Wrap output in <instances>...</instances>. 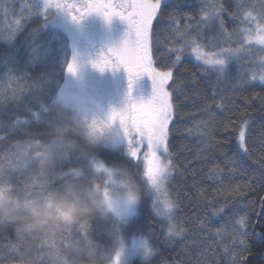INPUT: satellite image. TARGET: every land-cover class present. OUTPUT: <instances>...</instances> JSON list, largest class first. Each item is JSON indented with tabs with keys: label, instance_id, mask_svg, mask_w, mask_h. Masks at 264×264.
Here are the masks:
<instances>
[{
	"label": "trees",
	"instance_id": "trees-1",
	"mask_svg": "<svg viewBox=\"0 0 264 264\" xmlns=\"http://www.w3.org/2000/svg\"><path fill=\"white\" fill-rule=\"evenodd\" d=\"M212 2H220L227 9L223 18L229 32L245 27L230 15L238 3L257 9L261 4V0ZM192 3L197 11L202 6L201 0ZM154 24L164 29L167 21ZM165 36L162 32L161 38ZM232 46L238 45L234 42ZM162 51L163 46L155 54ZM255 51L256 57L262 55V51ZM257 61H233V76L241 64L248 75L258 72ZM70 62L69 37L49 27L37 0H0V191L5 195L0 203V264H111L115 259L114 239L119 237L123 241L141 234L149 238L152 253L147 261L135 264H197L198 260L211 264L201 255V241L207 242L220 264H231L232 256H238L244 245L239 244L240 238L231 228L219 236L215 234L226 225V220L212 217L207 224L211 233L205 229L193 235L195 225L211 216L212 205L226 199L238 208L233 223L241 217L246 219L244 239L250 251L237 264H264V179L260 175L264 163V109L254 95L264 96V84L257 79L212 97L210 81L215 80L214 74L202 75L198 63L190 57L178 65L177 75L182 74L185 66L196 73L208 98L192 100L174 94L169 146L176 169L168 187L172 200L180 205L175 211L177 228L183 227L185 231L181 236L170 237L164 221L151 209V192L141 161L98 140L90 144L86 133L55 111L56 97ZM131 82L135 101L146 102L148 78ZM225 87L220 84V89ZM185 92L191 95L188 89ZM221 95L230 98L221 101ZM213 100L224 107L217 108ZM205 103L212 104L211 116L201 110ZM244 119L251 121V153L229 164L227 158L232 155L236 126ZM199 120L207 121L214 135L206 150L195 132L189 135L186 131ZM225 125L231 126L225 129ZM56 129L66 131L74 143L66 144L63 137L54 133ZM197 152H201L200 157ZM49 156L52 164L45 162ZM95 161L116 168L138 193V213L131 219L103 215L94 207L107 188L106 176L92 166ZM225 164L221 179L206 178L214 165ZM53 200L69 201L77 210L69 212L66 220L38 224L32 209L43 210ZM224 246L232 249L227 257Z\"/></svg>",
	"mask_w": 264,
	"mask_h": 264
},
{
	"label": "snow or ice",
	"instance_id": "snow-or-ice-1",
	"mask_svg": "<svg viewBox=\"0 0 264 264\" xmlns=\"http://www.w3.org/2000/svg\"><path fill=\"white\" fill-rule=\"evenodd\" d=\"M201 5L197 11L192 0H84L80 5L73 3L72 0H46L45 3L46 8L67 10L74 21H79L89 13L96 12L108 20L113 16H118L130 26L131 39H125L122 47L109 48L106 53L101 54L100 59L93 66L100 71L123 66L128 73L130 86L131 81L139 76L147 74L150 77L151 98L147 102H136L129 95L123 109L113 110L109 114V123L119 122L127 140L129 157L142 161L143 177L146 178L150 189L157 194L176 169L169 146L171 134L169 125L175 115L174 94H183L185 99L192 100L198 97H203L205 100L208 98L204 94L196 73L191 72L185 66L182 74L177 75L178 65L186 57H191L198 63L199 72L202 75L214 74L215 80L210 81L212 97L226 92L229 88L234 90L257 79L261 84H264V55L259 57V71H252L251 75L247 74L242 64L237 68L235 76L230 69L233 61L239 63L242 54L251 53L253 46L264 52V0H261L259 9L255 6L248 7L244 3H238L236 10L230 15L245 27L233 29L231 32L225 26L223 13L227 9L222 3L201 0ZM183 9H192V11H183ZM165 19L167 26L164 29L158 28L154 24V21L159 22ZM19 23L20 21L17 20L16 24ZM162 32L166 33L163 39L161 38ZM234 42L238 45L237 47L232 46ZM161 46L164 51L157 56L155 53ZM75 70V64L69 63L67 71L74 73ZM221 83L226 86L225 89H220ZM185 89H188L191 95H188ZM254 95L260 100L261 108L264 109V96ZM229 98L221 95V101ZM245 99L247 98L245 97ZM213 104L217 108L224 107L220 101L213 100ZM211 108L212 104L205 103L201 110L211 116ZM244 115L245 113H241V116ZM230 126L225 125V129ZM236 128L231 148L232 155L227 158L229 164L235 163L236 160H242L244 156H249L251 153V121L244 119ZM186 131L189 135L195 132L200 138L199 143L204 146L205 150L214 139L213 131L207 121H196L195 127L188 128ZM261 134L264 135V132ZM142 149L144 151L141 158ZM197 156L200 157L201 152H197ZM97 166L103 167V164L100 163ZM226 168L227 164L224 166L214 165L209 169L206 178L208 180L221 179ZM260 175L261 179H264V163L261 164ZM236 194H241L239 185ZM129 199H135V193L132 191L129 192ZM179 206L178 201L166 200L165 210L160 214L172 221V211ZM154 207L159 212L156 204ZM237 214L238 208L227 199L219 205L213 204L211 216L196 224L193 231L194 236L205 229L211 233L212 229L208 228L207 224L212 217L218 216L220 219L226 220V225L217 229L215 234L219 236L231 228L240 238L239 244L244 245L238 256H232L231 264H237L238 260L246 259V254L250 251L244 239L247 236L244 231L246 219L241 217L233 223V218ZM184 231L183 227L178 229L175 223L168 227L170 237L181 236ZM236 243L237 241L234 240L233 244ZM201 244L203 245L201 255L206 256L211 264H220V261L215 258L216 253L208 248L207 242L201 241ZM141 247L144 249L146 257L151 255L152 249L147 240L141 242ZM208 252H212V255L207 256ZM231 252L230 247H223L225 257ZM116 260L119 264V253ZM197 264H201V262L198 260Z\"/></svg>",
	"mask_w": 264,
	"mask_h": 264
},
{
	"label": "rangeland",
	"instance_id": "rangeland-1",
	"mask_svg": "<svg viewBox=\"0 0 264 264\" xmlns=\"http://www.w3.org/2000/svg\"><path fill=\"white\" fill-rule=\"evenodd\" d=\"M37 1L41 6L43 14L48 18L49 27L61 31L69 37L71 46L70 63H74L76 68L74 73L67 71L65 81L56 97L54 104L55 111L63 117H67L73 125L81 129L84 133L94 134L98 138V141L103 143L106 147L113 150H120L125 156L129 157L127 140L123 135L119 122L109 123V114L113 110L120 111L123 109L126 106L129 95L131 99L135 101L132 82L130 86L127 74L123 72L119 73L116 70L111 72L107 69L104 71L91 69L82 70V64L86 61H91V59L88 58L85 60L86 57L84 58L82 55V53L88 54L87 51L82 52L81 50L79 52V40L62 17V9L52 7L46 8V0ZM113 22L112 19H106L104 21L103 25L106 26V29L103 34L110 32L111 35L108 36V39L116 42L118 45L117 47H119L125 40L120 37V27L118 25L114 26ZM255 50H259V48L253 46L252 52L242 54L241 58L246 61L250 59L253 61L258 60L257 63L259 64L260 56H255L254 53H258ZM262 55H264L263 52ZM148 84L149 91L147 101L152 96V83L150 77L148 78ZM113 133L118 134L115 139H113ZM143 151L144 149H142L140 153L141 158L143 156ZM100 163L103 164V167L97 166ZM92 166L96 171L102 172L107 178V188L104 191L105 200L109 198L110 192L116 193L120 191L121 185L127 181L116 168L106 165L103 162L95 161ZM172 175L173 172L158 194L152 191L148 185L151 192V209L157 217L164 221L167 229L172 223L176 224V208L172 211V221L160 214L165 210L166 200L174 202L168 187ZM130 188L133 193H136L132 185H130ZM157 196L159 197L158 199L156 198ZM3 199H5V195L0 191V203ZM139 203V198L134 204H128L127 201L122 200L119 207V217L126 220L131 219L138 213ZM154 204H156V208L159 209V212L156 211ZM144 240L148 241L150 247L149 238L144 234L123 240L122 243L124 247L123 254L120 257V264H135L136 261L140 263L147 261L150 255L146 257L144 249L141 247V242ZM111 264H117L116 258Z\"/></svg>",
	"mask_w": 264,
	"mask_h": 264
},
{
	"label": "flooded vegetation",
	"instance_id": "flooded-vegetation-1",
	"mask_svg": "<svg viewBox=\"0 0 264 264\" xmlns=\"http://www.w3.org/2000/svg\"><path fill=\"white\" fill-rule=\"evenodd\" d=\"M73 3L80 5L84 2V0H72ZM62 17L67 23V26L70 27V29L75 33L76 37L79 40V52L82 50V52L87 51L88 54H83L85 60L88 58L91 59V61H86L84 64H82L81 69L82 70H99L98 68L94 67L93 64L98 61L101 57V54L106 53L109 48L117 47V43L113 40L108 39V36L111 35V33L107 32V34H103V32L106 29V26H104V21L106 20L102 14L93 12L89 13L88 15L84 16L79 21H74L71 16L69 15L68 11L65 9H62L61 11ZM114 22V26L120 27V37L125 39H131V29L128 23L124 20H122L118 16H113L111 18ZM117 32V31H116ZM119 33V32H118ZM123 44L119 47H122ZM109 72L111 71H118L126 73L128 76V73L124 69L123 66L119 68H112L108 69ZM146 75L139 76L135 78L136 80H139L140 77L149 78L146 77ZM133 85V84H132ZM134 86V85H133ZM132 86V87H133ZM135 100V99H134Z\"/></svg>",
	"mask_w": 264,
	"mask_h": 264
},
{
	"label": "clouds",
	"instance_id": "clouds-1",
	"mask_svg": "<svg viewBox=\"0 0 264 264\" xmlns=\"http://www.w3.org/2000/svg\"><path fill=\"white\" fill-rule=\"evenodd\" d=\"M54 133L57 134L60 137H63L64 142L68 145H72L74 142L71 141L67 137V133L64 130L56 129L54 130ZM118 134L113 133V139L116 138ZM87 139L90 144H96L98 138L94 134H87ZM46 163L52 164L54 161L51 156L46 158ZM131 191L130 185L128 182H124L121 185V190L116 193H109V198L107 200L104 199V197L101 195L99 197L98 203H94V207L97 211L101 212L103 215H109L112 214L119 218V207L121 201H127L128 204H134L139 196L138 193H135V199L130 200L129 199V192ZM87 194V193H86ZM147 194V193H145ZM89 195V199H92V197ZM77 210V206L69 201L66 200H53L49 202L46 208L43 210L38 208H33L32 213L34 217H36V222L38 224H43L47 221H53L55 222L57 219L60 220H66L68 213L71 211ZM123 243L119 237L114 239L113 242V248L115 249V254L113 256V259L116 258V254L119 253V264H120V257L123 254Z\"/></svg>",
	"mask_w": 264,
	"mask_h": 264
}]
</instances>
